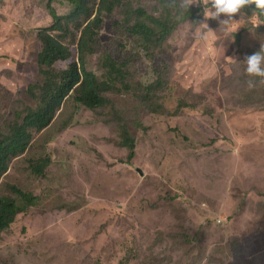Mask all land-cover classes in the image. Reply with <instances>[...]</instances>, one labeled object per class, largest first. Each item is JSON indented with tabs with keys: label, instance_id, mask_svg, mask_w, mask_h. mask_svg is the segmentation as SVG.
<instances>
[{
	"label": "rangeland",
	"instance_id": "1",
	"mask_svg": "<svg viewBox=\"0 0 264 264\" xmlns=\"http://www.w3.org/2000/svg\"><path fill=\"white\" fill-rule=\"evenodd\" d=\"M49 3L70 12L67 0H0V127L33 103L36 31L50 22ZM140 5L158 15L164 3ZM118 19L103 20L85 70L103 76L111 57L145 85L162 73L172 96L161 113L125 93H108L104 114L65 103L3 178L42 201L0 234V264H264V82L244 71V57L264 44L260 26L240 44L216 20L207 39L185 21L151 59ZM180 97L205 98L215 113H175ZM118 128L135 138L131 160ZM41 157L51 159L45 179L27 166Z\"/></svg>",
	"mask_w": 264,
	"mask_h": 264
},
{
	"label": "trees",
	"instance_id": "2",
	"mask_svg": "<svg viewBox=\"0 0 264 264\" xmlns=\"http://www.w3.org/2000/svg\"><path fill=\"white\" fill-rule=\"evenodd\" d=\"M154 1L164 3L158 15L147 13L145 7L140 5V0H67L70 12L65 15H58L48 6L50 22L36 31L41 49L34 61L39 78L28 86L33 103L24 111L16 113L9 125L0 127V187L3 185L0 191V234L7 231L20 214L38 207L42 201L17 183L3 184V178L14 161L33 145L34 138L54 122L65 103L71 101L77 109L104 114L110 103L106 95L125 93L131 96L130 99L136 98L138 106H143L149 113L162 112L163 102L172 96L174 89L162 73L156 72L153 81L145 85L136 78L129 66L111 57L105 60L104 67L108 72L103 76L85 70L86 56L92 52L98 28L105 18L118 16L116 26L128 28V32L136 37L143 52L151 59L180 24L185 21L195 24L201 18L200 7L190 6L187 10L182 7L184 0ZM94 13L96 15L91 19ZM245 29L246 26L240 35H235L240 44ZM258 29L264 35V24ZM13 30L21 32L22 29L14 26ZM63 62H67L66 67L57 68L56 65ZM259 79L257 85L264 82V79ZM185 108L197 109L209 115L215 113L205 98H200L197 105H192L188 98H178L175 113L179 114ZM72 123L73 117L65 120L60 130L67 129ZM116 130L119 138L117 145L129 151L128 159L131 160L136 150L135 138L127 128ZM50 165V158L41 157L31 159L27 166L32 176L45 179ZM189 184H185L186 188H189ZM198 188L201 191V187Z\"/></svg>",
	"mask_w": 264,
	"mask_h": 264
},
{
	"label": "clouds",
	"instance_id": "3",
	"mask_svg": "<svg viewBox=\"0 0 264 264\" xmlns=\"http://www.w3.org/2000/svg\"><path fill=\"white\" fill-rule=\"evenodd\" d=\"M193 4H198L201 8L202 18L195 21L194 25V32L199 38L207 39L214 35V29L208 24L209 19L218 22L216 28L220 29L222 37L230 43L235 41V34L241 26L245 27L247 24V29L252 32L264 24V0H184L182 7L188 10ZM49 5L54 9L52 3ZM55 11L59 12L58 8ZM95 15L96 13L91 19ZM244 60L246 63L244 71L247 74L264 79V44L260 45L258 50L246 55ZM248 84L251 87L253 81L250 80Z\"/></svg>",
	"mask_w": 264,
	"mask_h": 264
},
{
	"label": "water",
	"instance_id": "4",
	"mask_svg": "<svg viewBox=\"0 0 264 264\" xmlns=\"http://www.w3.org/2000/svg\"><path fill=\"white\" fill-rule=\"evenodd\" d=\"M140 173L142 174V171H140Z\"/></svg>",
	"mask_w": 264,
	"mask_h": 264
},
{
	"label": "built area",
	"instance_id": "5",
	"mask_svg": "<svg viewBox=\"0 0 264 264\" xmlns=\"http://www.w3.org/2000/svg\"><path fill=\"white\" fill-rule=\"evenodd\" d=\"M221 221V220H220ZM222 222V221H221Z\"/></svg>",
	"mask_w": 264,
	"mask_h": 264
}]
</instances>
